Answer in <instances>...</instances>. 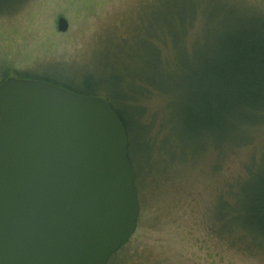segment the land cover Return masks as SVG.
Masks as SVG:
<instances>
[{"label":"rangeland","instance_id":"1","mask_svg":"<svg viewBox=\"0 0 264 264\" xmlns=\"http://www.w3.org/2000/svg\"><path fill=\"white\" fill-rule=\"evenodd\" d=\"M251 25L264 31V0H0V84L72 82L80 94L115 98L129 122L148 127L137 229L109 264H264V248L241 229L223 230L217 216L225 202L250 206L264 181V98L229 112L213 143L182 161L165 152L179 147L165 141L171 98L158 90L176 85L189 98L198 52ZM145 31L160 35L139 39Z\"/></svg>","mask_w":264,"mask_h":264},{"label":"water","instance_id":"2","mask_svg":"<svg viewBox=\"0 0 264 264\" xmlns=\"http://www.w3.org/2000/svg\"><path fill=\"white\" fill-rule=\"evenodd\" d=\"M135 184L106 99L40 80L0 84V264H108L136 232Z\"/></svg>","mask_w":264,"mask_h":264},{"label":"trees","instance_id":"3","mask_svg":"<svg viewBox=\"0 0 264 264\" xmlns=\"http://www.w3.org/2000/svg\"><path fill=\"white\" fill-rule=\"evenodd\" d=\"M10 3L15 4L14 1ZM144 34L139 39L150 41V38L160 35L159 33L149 35L146 31ZM209 47L212 48L211 44L204 51L198 52L202 54L196 62L199 63L200 70L197 71V75L190 77L193 86L194 82L197 85L194 86V90L191 85L189 98L185 97L184 92L176 85L168 89L154 87L171 98L166 117L170 134L165 141L173 145L175 143L179 149L165 150L170 160L183 161L187 157L196 158L212 140L214 141V132L219 130L218 125L230 115L229 112L236 107L256 109L255 101L260 97L262 100L264 98V31L251 25L247 30L220 39L216 48L209 49ZM209 55L211 58H208ZM160 66L166 69V66L161 63ZM20 77L55 83L79 93L77 91L79 88L75 87L72 82L60 81L47 76ZM90 96L106 99L117 112L126 129L129 140V158L136 171L135 186L142 210L143 176L141 172L151 164L150 158L153 151V142L147 136L148 127L138 121L139 126L136 119H131L129 122L127 112L123 111L125 109H118L114 105L115 98L108 95ZM174 105H176L175 109ZM239 191L238 188L236 201L239 199ZM252 196L254 197L250 206L243 210L237 205L230 207L225 202L217 216L223 230L241 229V236L250 238L253 244L264 248V181L260 189L253 191ZM113 257L114 255L110 260Z\"/></svg>","mask_w":264,"mask_h":264}]
</instances>
